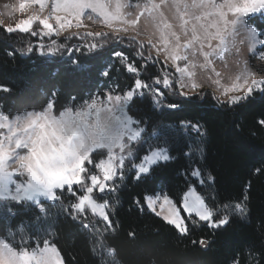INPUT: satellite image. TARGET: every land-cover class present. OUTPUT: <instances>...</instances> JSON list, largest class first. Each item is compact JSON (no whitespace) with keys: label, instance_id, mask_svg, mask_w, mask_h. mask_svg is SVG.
I'll use <instances>...</instances> for the list:
<instances>
[{"label":"snow or ice","instance_id":"1","mask_svg":"<svg viewBox=\"0 0 264 264\" xmlns=\"http://www.w3.org/2000/svg\"><path fill=\"white\" fill-rule=\"evenodd\" d=\"M26 5H39L41 13L46 8L50 10L47 15H33L4 31L43 38L59 36L71 28H86L85 19H101L104 25L119 24L122 25L119 31L127 32L129 27L123 26L136 27L143 17L155 28L162 46L153 43L151 37L147 41L137 40L138 36L145 35L137 30L136 36L128 37L130 46H138L135 55L154 66L159 55L164 53L165 61H171L175 67V74L164 71L155 78L148 77L152 81L149 83L139 78L141 73L134 63H127V71L137 77L130 90L123 94L112 90L103 97L93 96L78 105L73 98L59 111L54 99H49L39 110L15 114L0 107V216L15 217L19 209L30 206L47 217L50 209L45 204L49 201L52 206L59 203L65 216L95 237L92 251L99 257L100 264H115L116 251L105 242L107 232L116 227L111 218L115 201L107 197L119 192L126 174L132 173L133 179L139 181L156 166L173 159L167 147L148 145L145 148V128L140 120L129 114L130 103L135 97L150 96L154 106L176 109L178 102L165 105V92L158 85L171 96L187 97L186 89L201 87L196 82L198 70L220 77L216 61H222L223 68L228 70L229 57H236L234 62L243 67L231 86L224 88L223 95L242 94L228 96L227 103L235 105L247 100L254 91L264 92V74L257 78L260 69H252L241 55V45L246 44L253 57L264 61V51L257 52L258 46L264 48V28L251 23L257 16L264 17V0H143V3L137 0L135 4L131 0H22L21 12ZM128 8H134L135 14L124 11ZM166 8L172 11L171 17L166 14ZM129 16L133 18L128 19ZM72 35L84 41L75 50L84 48L89 53L104 49L108 43L124 41L118 33L109 37L107 32L77 31ZM65 47L53 39L48 52L55 54ZM43 48L41 44L37 50ZM152 49L156 57L151 54ZM33 50L29 44L21 52ZM111 54L121 63L129 60L122 51L113 49ZM181 61L182 65L178 63ZM73 63L81 72L90 70L86 61ZM102 74L107 76L108 72ZM212 82L219 84L220 80ZM0 91L10 92L11 89L0 85ZM260 124L264 125V120ZM191 127L199 130L198 125ZM153 135L159 134L154 132ZM191 175L201 184L205 183L199 167H193ZM206 179L212 181L214 178L209 174ZM65 194L69 200L67 204L64 203ZM247 200L245 195L237 202L214 204L211 198L189 187L179 200L163 194L145 197L143 203L138 199L135 203L141 210L147 207L179 234L187 235L189 224L195 226L204 222L212 229H220L234 216L245 217ZM89 212L98 220L89 218ZM97 223H103V229L97 228ZM22 228L18 230L19 241L15 239V232L0 237V264H66L54 242L48 238L33 241L23 234ZM129 236L134 238L135 233L130 232ZM207 243L205 239L199 240L202 246Z\"/></svg>","mask_w":264,"mask_h":264},{"label":"trees","instance_id":"2","mask_svg":"<svg viewBox=\"0 0 264 264\" xmlns=\"http://www.w3.org/2000/svg\"><path fill=\"white\" fill-rule=\"evenodd\" d=\"M251 23L264 28V17L257 16ZM4 29L0 24V85L11 91H0V107L12 114L39 110L49 99L55 100L59 111L73 98L78 105L93 95L103 97L110 90L123 94L136 79L127 71L126 63H134L140 70L139 78L149 83L148 77L155 78L164 71L175 74L160 56L154 66L137 57L138 46L129 45L128 35H120L123 43L117 40L89 53L84 48L75 50L84 41L72 32L41 38L30 33L9 34ZM68 36L72 38L65 39ZM53 39L66 47L50 55ZM29 44L34 50L22 53ZM41 44L44 48L37 50ZM113 49L124 52L129 60L121 63L111 54ZM73 61L88 62L90 70L79 71ZM157 87L165 92V105L178 102L179 107H156L150 96L135 97L129 114L145 128V148L167 147L173 159L156 166L139 181L132 173L126 174L119 192L107 197L115 201L111 218L116 227L107 232L105 241L116 251L115 264H264V125L260 124L264 120V92L254 91L247 100L231 105L210 89L200 88L187 97H178L169 95L162 85ZM191 125H198L199 130ZM154 132L159 135L154 136ZM193 167L202 170L204 184L191 175ZM209 174L212 181L206 179ZM191 186L214 204L237 202L247 195V215L234 216L220 229L204 222L189 224V233L181 235L147 207L141 210L135 203L138 199L143 203L145 197L157 192L179 200ZM68 202L65 194L64 203ZM45 207L50 209L47 217L30 206L19 209L15 217L0 216V237L15 232L19 241L18 230L23 226V234L33 241L48 238L54 242L66 264H100L92 251L95 237L65 216L59 203L52 206L49 201ZM88 217L98 220L90 212ZM96 227L103 229V223ZM130 232L135 233L134 238ZM201 239L208 241L206 246L199 244Z\"/></svg>","mask_w":264,"mask_h":264},{"label":"rangeland","instance_id":"3","mask_svg":"<svg viewBox=\"0 0 264 264\" xmlns=\"http://www.w3.org/2000/svg\"><path fill=\"white\" fill-rule=\"evenodd\" d=\"M133 4L137 2V0H131ZM141 3H143V0H140ZM22 3V0H0V24L4 26L5 28L11 26L15 27L17 24L22 23L25 19L30 18L33 15H47L49 12V8H46L42 13L39 11V5H26L25 6V11L21 12L20 11V4ZM7 5V7H6ZM125 12H132L135 14L136 10L134 8H128L124 10ZM166 14L171 17L172 16V11L170 9H165ZM128 19L133 18L132 16L127 17ZM54 23V21H52ZM85 25L87 26L86 28H81L79 30L75 28H71L65 32H62L59 36L66 34V33H74V32H85V31H92V32H111L114 34H119V35H128V36H136L137 30L145 33L143 36H138L137 40L140 41H147L149 37H151L153 43H157V46H162L159 45L158 43V33L156 32L155 28L153 27L152 24H150L148 21H146L143 17L141 18V23L136 26V27H130V26H123V27H129V31L127 32H120L119 28L122 27V25L119 24H114L112 27H108L102 23L101 19H94V20H84ZM264 38V37H262ZM150 47V46H149ZM260 51H264V48H260L258 46L257 52L259 53ZM156 54L155 49H152V52ZM48 54L52 55L51 53L48 52ZM241 55L244 59H247L249 61V66L256 70L260 69V71H257V78H259L262 74H264V61H260L257 57H253L247 49V45H241ZM162 59H164L165 62V54L161 53L159 55ZM199 59L202 61V57H199ZM236 57H229L228 63H229V69L226 70L223 68V62L217 60L216 61V67L217 70L221 72L220 77H216L214 73H210V71H205V70H198V75L196 77V82L197 84L201 85L198 89H186L188 93H193L196 90H199L200 88L207 89L209 88L212 90L216 96H218L221 100H227L228 96L235 95V94H242V93H236V92H230L228 93V96L223 95V90L225 87H230L232 82L234 81L235 75L242 70L243 65L236 64L235 61ZM167 65L172 67V69L175 72V67L172 65L171 61H167ZM181 65L184 62H178ZM127 67V63H126ZM134 74V73H133ZM136 76V74H134ZM211 75L212 79H209V76ZM137 78V77H136ZM214 79H219L220 83L215 84L212 82ZM112 91V90H110ZM110 91H106L105 93H108ZM119 94V93H118ZM93 96H98V95H93ZM92 96V97H93ZM91 98V97H90ZM89 98V99H90ZM88 99V100H89ZM194 188L193 186H191ZM195 189V188H194ZM196 190V189H195ZM187 191V190H186ZM163 192H157L155 195H148V196H156V195H163ZM147 196V197H148ZM157 210H159V206L157 205Z\"/></svg>","mask_w":264,"mask_h":264},{"label":"crops","instance_id":"4","mask_svg":"<svg viewBox=\"0 0 264 264\" xmlns=\"http://www.w3.org/2000/svg\"><path fill=\"white\" fill-rule=\"evenodd\" d=\"M164 60V59H163ZM166 64H168L166 61H165Z\"/></svg>","mask_w":264,"mask_h":264},{"label":"water","instance_id":"5","mask_svg":"<svg viewBox=\"0 0 264 264\" xmlns=\"http://www.w3.org/2000/svg\"><path fill=\"white\" fill-rule=\"evenodd\" d=\"M207 89H209V88H207Z\"/></svg>","mask_w":264,"mask_h":264}]
</instances>
